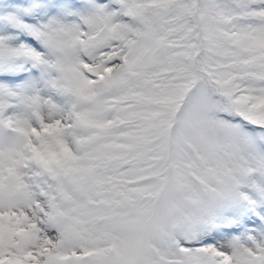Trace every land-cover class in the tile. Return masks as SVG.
I'll return each instance as SVG.
<instances>
[{
    "label": "snow or ice",
    "instance_id": "snow-or-ice-1",
    "mask_svg": "<svg viewBox=\"0 0 264 264\" xmlns=\"http://www.w3.org/2000/svg\"><path fill=\"white\" fill-rule=\"evenodd\" d=\"M0 264H264V0H0Z\"/></svg>",
    "mask_w": 264,
    "mask_h": 264
}]
</instances>
